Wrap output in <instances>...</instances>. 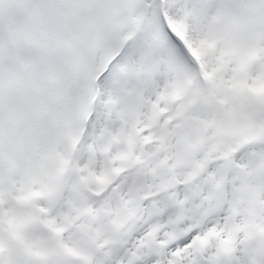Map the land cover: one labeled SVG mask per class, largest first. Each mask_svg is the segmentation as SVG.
<instances>
[{"label":"snow or ice","instance_id":"snow-or-ice-1","mask_svg":"<svg viewBox=\"0 0 264 264\" xmlns=\"http://www.w3.org/2000/svg\"><path fill=\"white\" fill-rule=\"evenodd\" d=\"M0 264H264V0H0Z\"/></svg>","mask_w":264,"mask_h":264}]
</instances>
